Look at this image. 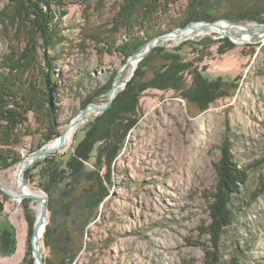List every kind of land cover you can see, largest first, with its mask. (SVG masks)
<instances>
[{
	"label": "rangeland",
	"instance_id": "1",
	"mask_svg": "<svg viewBox=\"0 0 264 264\" xmlns=\"http://www.w3.org/2000/svg\"><path fill=\"white\" fill-rule=\"evenodd\" d=\"M121 1L65 0L60 9L54 8L52 26L57 28L61 41L49 54L54 58L56 82L61 87L55 99L54 117L60 135L66 133L69 123L90 104L104 106L118 77L117 93L106 111L125 90L143 59L156 47L173 49L185 42L228 39L235 47L222 55L217 54V45L202 49L205 51L200 56L191 46H185L179 54L185 62H193V68L201 70L207 79L234 82L237 90L230 98L219 99L205 110H199L184 99L183 90L147 88L139 94L135 116L126 114L114 124V127H129L118 133L119 136L123 134V139H120V150L112 158L104 179L107 180L106 195L94 210V219L83 228L85 244L72 264L211 263L214 238L208 229L212 220L209 207L218 186L217 169L224 142L232 161L246 174V180L232 195L231 223L213 241L218 247L217 264H264V40L239 44L233 38L222 37L219 32L204 36L194 34L176 42L163 39L136 66H124L130 57L123 62L118 53H107L92 40L105 29ZM188 2L175 0L161 10L158 16L164 31L162 35L194 24H219L224 20L238 25H264L238 19V15L250 9L263 11L264 0H210L212 8H208V12L212 21L198 19L184 28L167 30L168 26L162 22L179 21ZM1 12H11L8 0H0ZM3 18L0 15V72L3 71L2 58L8 50L21 51L26 41L23 26L17 20ZM123 39L121 34L118 43ZM39 56L42 57L41 53ZM160 64L159 57L152 59L142 81L147 83ZM190 78L186 76L184 81L176 77L177 85L189 88ZM109 79L110 88L102 91L101 87ZM87 96H91L92 101L82 105ZM92 111L91 114L87 112L83 117L85 121L73 129L69 145L35 162L55 153L72 151L83 136L80 129L105 113ZM123 118L128 122H121ZM45 126L29 115L31 132L42 133ZM40 137V134L22 137L14 148L20 161L9 167L0 166V228H7L14 241L12 253L0 255V264H21L27 255L35 264L32 238L40 203L24 197L18 204L8 192H19L17 171L22 161L58 140L57 137L38 149ZM98 172L103 177L106 169ZM24 184L32 195L46 199L47 217L42 246L38 250L44 264L49 251L43 239L46 227L51 224L47 196L36 183L24 181ZM56 198L54 206L58 207L63 200ZM32 203L39 205L38 212ZM51 221L59 226L55 231L56 240L63 242L62 223H71L60 211L55 212Z\"/></svg>",
	"mask_w": 264,
	"mask_h": 264
},
{
	"label": "trees",
	"instance_id": "2",
	"mask_svg": "<svg viewBox=\"0 0 264 264\" xmlns=\"http://www.w3.org/2000/svg\"><path fill=\"white\" fill-rule=\"evenodd\" d=\"M64 1L8 0V9L11 12L0 13L5 21L17 20V23L23 26L26 37L25 47L21 51L9 49L1 61L3 71L0 72V166L9 167L20 161L19 154L14 148L20 144L22 137L40 134L37 146L39 149L60 135L54 117L55 99L61 87L56 82L54 58L49 52L61 41L57 28L52 26V21L55 18L54 8L60 9L64 6ZM188 1V6L179 21L172 19L162 22L168 26L167 30L172 27L184 28L198 19L212 21L208 12V8H212L210 0ZM172 2L175 0H122L117 5L118 8H115L116 12L105 24V29L98 32L97 36H93L92 40L105 52L118 53L124 62L149 40L163 34L158 14ZM262 15L264 10L260 12L250 9L243 15H238V19L264 23ZM121 34L124 39L118 43ZM212 45H217L216 52L219 55L235 47L228 39L207 38L199 42H185L173 49L154 48L143 59L125 90L116 97L105 113L80 129L79 132H82L83 136L72 151L61 155L55 153L35 162L25 171V183H36L48 200L47 209L51 216V224L46 227L43 239L49 251L44 264H72L82 251L85 244L83 228L94 219V210L106 195L107 180L104 179L109 173L108 167L112 158L120 150V139H123V134L119 136L118 133L122 132V129L126 131L129 127L127 125L114 127V124L126 114L135 116L136 101L140 93L147 88L183 90L184 99L193 103L199 110H205L209 104L219 99L230 98L237 90L234 82H227L222 78L207 79L201 70L193 68V62H185L179 54L185 46H191L195 49L196 55L200 56L205 51L202 49ZM156 57L160 58L161 64L154 69L153 77L145 83L142 79L147 67ZM186 76H191V82L189 88L185 89L177 85L179 83L176 77L185 81ZM110 79L101 87L102 91L110 88ZM91 101V96H87L82 105ZM30 114L39 124L46 125L45 131L42 130V133H38L37 130L30 131L28 128ZM120 121L127 120L123 118ZM225 144L226 142L217 169L218 186L213 196V204L209 207L212 220L208 229L212 239L222 234L225 227L231 223L232 195L246 180V174L232 161ZM87 164L92 165L95 170L89 168ZM102 168L106 169L103 177L98 172ZM56 196L63 200L57 204L58 207L54 206ZM59 211L63 212L65 218L72 224L68 225L66 221L62 223L65 237L61 243L56 240L55 234L59 226L51 221L55 212ZM213 241L211 263L206 261L204 264L219 263L218 247ZM13 248L11 232L7 228H0V255L12 253ZM21 264H32V259L27 255Z\"/></svg>",
	"mask_w": 264,
	"mask_h": 264
},
{
	"label": "water",
	"instance_id": "3",
	"mask_svg": "<svg viewBox=\"0 0 264 264\" xmlns=\"http://www.w3.org/2000/svg\"><path fill=\"white\" fill-rule=\"evenodd\" d=\"M223 23L228 24V25H232V26H242L244 28H247L248 30H253L255 28H263V24L260 25H253V26H248V25H238V24H231L228 21H223ZM217 22H211V23H207V24H203L202 27L203 28H207V27H213L216 26ZM181 29H177L174 32H179ZM170 34H164L162 36L156 37L152 40H150L147 45L143 48H141L136 54L132 55L124 64V66H126L127 64H129L132 61H135L136 63H138L139 61H141V59L148 54V52H150V50H152L156 45L157 42L159 40H163L166 36H168ZM222 37H227V38H232L230 35L226 34V35H221ZM260 42V40H252L251 43H257ZM119 85V81H118V77L116 78L114 84L112 85V88L108 94V101L104 106H96V105H92L90 104L89 107H86L83 111L80 112L78 118L72 120L68 127V129H74L76 127V125L81 122V121H85L83 119L84 115L86 114V112L90 109H93L96 113H100V112H104L105 109L110 105L111 101L113 100V98L115 97V95H113L114 89L116 86ZM59 140V144L53 148V149H44V147H42L41 149L33 152L30 155V161L28 162V164L17 174V179H18V187H19V196L20 198H24V197H28L30 199L36 200L40 203V212H39V216L38 219L36 221V224L34 226V230H33V238H32V242L34 240V236L37 233L38 229L40 228L42 222H46V217H47V213H46V207H45V203H46V199L43 198L42 196L39 195H31V194H27L24 195L23 194V190L25 189V184H24V171L30 166L32 165L36 160L47 156L49 154H52L53 152H55L56 150H58L59 148L62 147V141L64 139V134H61L58 138ZM33 255L35 257V264H43L42 262V257L40 255V252L38 251L36 246H33Z\"/></svg>",
	"mask_w": 264,
	"mask_h": 264
},
{
	"label": "bare ground",
	"instance_id": "4",
	"mask_svg": "<svg viewBox=\"0 0 264 264\" xmlns=\"http://www.w3.org/2000/svg\"><path fill=\"white\" fill-rule=\"evenodd\" d=\"M217 32H219L220 34H223V35H226V34L230 35L234 39V41H236V43H239V44L250 43L252 40H260V41L264 40V26H263V28H255L253 30H248L247 28H243L242 26H232V25H228V24H225L222 22L217 24L216 26L209 27L207 29L206 28L203 29L202 25H200V24H194V25L188 27L187 29L181 30L179 32H174V33L166 36L164 39H170V40L176 42V41H180V40L186 39L188 37H191L194 34L204 36L207 33H217ZM129 64H131L132 66H136L137 63L135 61H132ZM117 89H118V86L115 87L113 95H116ZM87 112L91 114L93 111H92V109H90ZM65 132L66 133H64V139L62 141V146H67L71 142L72 135H73V129L70 128V129L66 130ZM59 143H60L59 140L52 141L48 145H46L44 147V149H53ZM29 160H30V158L28 157L22 161L21 166L19 167L17 173H19L28 164ZM23 194L24 195H27V194L32 195L33 192H31L30 190L25 188L23 190ZM8 195L14 201H16L18 204H20L22 202V200H20L21 198L19 196V192H13V191L8 192ZM32 205H33V208L38 212L39 205L36 203H32ZM45 223L46 222H42L40 228L38 229L37 233L34 236L33 243H34V246H36L38 250H40L41 246H42L41 240H42V236H43V232H44Z\"/></svg>",
	"mask_w": 264,
	"mask_h": 264
}]
</instances>
